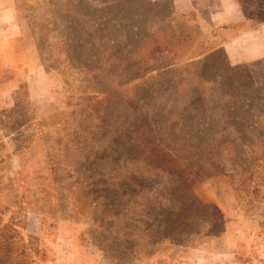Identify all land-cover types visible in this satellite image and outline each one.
Masks as SVG:
<instances>
[{
  "label": "rangeland",
  "instance_id": "rangeland-1",
  "mask_svg": "<svg viewBox=\"0 0 264 264\" xmlns=\"http://www.w3.org/2000/svg\"><path fill=\"white\" fill-rule=\"evenodd\" d=\"M0 264H264V0H0Z\"/></svg>",
  "mask_w": 264,
  "mask_h": 264
},
{
  "label": "trees",
  "instance_id": "trees-1",
  "mask_svg": "<svg viewBox=\"0 0 264 264\" xmlns=\"http://www.w3.org/2000/svg\"><path fill=\"white\" fill-rule=\"evenodd\" d=\"M45 28V27H44ZM47 36V35H45ZM40 39H38V44H42V41L45 39V37L43 36L42 38L39 37ZM48 38V37H47ZM247 79L249 80V78L247 77ZM161 168L163 169V171H172L176 174V176L178 177V179L180 180V187L182 189V191L186 192V196L183 197L182 199V204L179 208V210L173 214L172 212H168L165 211L167 213V217H166V222H167V226L165 227V229L167 230L166 235L172 236H178L177 238H179V236H181L182 234H185V229H187L188 227L192 226L194 223L192 221H190V216H186L185 214H183L184 211H190L192 208H194V206H196V204H198V206H202V204H200V202L196 199V198H192V197H187V195H190V189L188 184L186 183V176L184 174V170H180L178 169V167H173V166H168L167 164L161 163ZM201 168H199V171ZM198 174V173H196ZM185 181V182H183ZM132 182H134V184L137 187L138 191L141 190H147L148 189V184H145L143 181L140 180H132ZM123 195H128L127 191L123 190L122 191ZM206 207H212L213 209H216L214 205H206ZM171 238V237H170ZM171 243H177L180 242L182 243L183 241L176 239V241H174L173 239H171L170 241Z\"/></svg>",
  "mask_w": 264,
  "mask_h": 264
}]
</instances>
